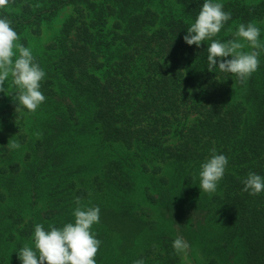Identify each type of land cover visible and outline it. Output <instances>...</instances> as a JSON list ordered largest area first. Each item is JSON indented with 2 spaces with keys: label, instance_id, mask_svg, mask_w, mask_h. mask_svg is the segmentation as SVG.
Returning <instances> with one entry per match:
<instances>
[{
  "label": "trees",
  "instance_id": "obj_1",
  "mask_svg": "<svg viewBox=\"0 0 264 264\" xmlns=\"http://www.w3.org/2000/svg\"><path fill=\"white\" fill-rule=\"evenodd\" d=\"M246 1L213 0L231 19L212 39H235L250 52L235 32L251 22L264 45V0ZM203 3L12 0L0 8V18L18 34L15 43L25 47L71 9L40 65L46 99L33 131L38 140H29L23 164L13 160V149L0 148V264H21L17 254L29 245L35 220L28 218L18 240L10 232L23 222L25 204L31 207L29 201L42 195L46 210L36 219L46 222V231L73 220L77 197L83 206L100 209L96 239L110 237L111 219L132 227L142 240L129 254L130 264H180L182 253L172 247L178 236L201 250L203 264H264V191H242L249 172L264 177V50L257 49L258 70L243 84L234 74L208 71L211 40L199 48L183 40ZM23 111L12 117L18 139L31 114ZM5 115L1 111L0 119L9 122ZM81 138H96L102 149L110 148V158L89 170L74 165L71 148ZM213 149L228 164L208 194L200 191L199 173ZM134 162L151 182L143 201L156 209L158 221L128 199ZM168 166L174 167L172 176L163 173ZM10 243L15 248L5 253Z\"/></svg>",
  "mask_w": 264,
  "mask_h": 264
},
{
  "label": "clouds",
  "instance_id": "obj_2",
  "mask_svg": "<svg viewBox=\"0 0 264 264\" xmlns=\"http://www.w3.org/2000/svg\"><path fill=\"white\" fill-rule=\"evenodd\" d=\"M10 2L12 0H0V8L7 7ZM229 19L231 13L225 12L221 3L204 0L195 22L187 28L183 40L187 45H196L198 48L201 42L211 40L207 55L208 71L218 69L224 73L234 74L243 84L258 70L260 52L257 49L264 50V45L258 41L260 29L251 22L247 25L241 23L235 32V37L247 42L253 49L250 52L241 51L245 43L235 39L227 42L212 39ZM18 40V34L11 27V21L0 18V92L11 96L17 102L16 110L23 107L29 112H35L46 99L40 91V82L45 77V72L35 62L29 48L15 43ZM14 48L18 52V58L13 61ZM227 57L231 59H226ZM9 76L19 89L18 95L9 94L4 87ZM8 147L18 149L20 144L11 141ZM227 164L228 158L223 154H216L213 149L211 157L201 164L200 191L214 193L224 176ZM242 183L244 186L242 191L250 195L264 191V177L254 172H249ZM75 203L77 207L73 212L74 222L66 223L62 228L49 225L47 231L43 225H35L32 237L34 247L26 244L17 254L21 264H96L95 256L101 241L95 238L91 228L99 223L100 209L83 206L79 197ZM172 247L177 253H184L190 246L183 237L178 236ZM134 264H144V260H136Z\"/></svg>",
  "mask_w": 264,
  "mask_h": 264
},
{
  "label": "rangeland",
  "instance_id": "obj_3",
  "mask_svg": "<svg viewBox=\"0 0 264 264\" xmlns=\"http://www.w3.org/2000/svg\"><path fill=\"white\" fill-rule=\"evenodd\" d=\"M254 1L255 0H247L246 2ZM70 13V8H66L65 10H63L56 20L44 27L43 34L37 38L33 37L29 43V46L26 47L31 50V53L35 58V62L38 63L39 66L41 64H45V61L48 57L46 47L58 35V31L61 28L62 21ZM16 58H18V52L14 51L13 61ZM41 69L45 72L44 68ZM45 79L46 72L43 80ZM4 87L9 94L18 95L19 93V89L12 83L11 76L6 79ZM16 103L17 102H15L11 96L5 95V93L0 92V112H5V116H7L10 120L9 122H6L0 119V148H6L10 150L11 148L8 147V143H10L11 141H17L20 144V147L18 149L12 150L15 151V155H17L16 158L13 160L17 162L21 161V163L23 164L25 154L27 152H30L29 140L34 137V140L37 141L39 138L38 135L34 136V132L36 133V128L40 126V121L42 117V111H40V109L42 108V103L38 106L35 112H30L31 114L27 117L28 121H26L25 130L23 128L22 132L24 138L22 137L20 139L17 138L18 132H16L14 128V122L12 121V117L16 112H25L23 111V107H21L20 110H16ZM29 130L32 131L33 136L31 134H28ZM76 141L78 143L77 146H73L71 148V153L74 154V165L86 164L89 166V170L92 168L93 165H102L104 162L101 161L104 157H106V160L110 158L108 155L110 148L102 149L99 146L96 138H81V140L78 139ZM112 158L115 159L114 157ZM134 164L135 166L131 169V171L134 172L132 178L134 180L135 186L133 188L134 190L130 193V198L128 199H131L132 203L136 205V209L144 210V212L147 211L148 213H151L153 217L151 219L158 221L160 217L159 213L156 211L155 208V210L151 209L148 204L143 201L144 192L147 188L151 187V182L146 174L140 173V171H138V164L136 162H134ZM173 169V166L163 167L164 175L172 176ZM29 202L33 203L31 204V207L28 204H25L24 211L20 213V215H23L25 217L23 222L16 226V231L10 232L13 235V238H15V240H18L20 238L19 230H21L25 226L26 222L28 221V218L35 220L34 226L37 224H46V222L36 219V217H41L42 213L46 210L45 197L42 195L41 198ZM151 219L145 218L146 222H149ZM198 219L199 217L197 218L196 216H193V221H196ZM70 222H74V218L72 221H67L66 223ZM159 224L162 226L160 227V230H164L165 227L163 223ZM96 226H98V223L94 224L91 228V231L95 233V237L97 236ZM108 226L110 228V237L108 239L106 238L105 240H100L101 244L95 256L96 264H130L131 257H129V254L132 251H135V249L138 250L139 245L141 244L140 242L142 240V235L141 238H139L136 231H134L132 227H128L127 229H125L124 225L121 224V222H115L113 219L109 220ZM33 234L34 232L29 237L30 247H34L32 240ZM14 244L15 243L8 244V247L5 249V253L7 252L11 254L12 250L15 248ZM203 263H205V260L202 257L201 250H199L197 246H192L191 248H188L186 252L182 253L180 264Z\"/></svg>",
  "mask_w": 264,
  "mask_h": 264
}]
</instances>
